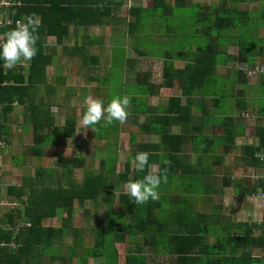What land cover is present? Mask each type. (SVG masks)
Returning <instances> with one entry per match:
<instances>
[{
  "label": "trees",
  "instance_id": "obj_1",
  "mask_svg": "<svg viewBox=\"0 0 264 264\" xmlns=\"http://www.w3.org/2000/svg\"><path fill=\"white\" fill-rule=\"evenodd\" d=\"M18 1H21L22 5L15 6L14 19L28 16L39 17L38 54L31 60L29 70L20 66L12 70L0 67V102L2 104L0 142L2 141L5 145L4 147L0 145V151L6 148V144L11 143V127L9 126L15 112V104L19 103L25 106L22 114L30 119L33 127L30 156L38 163L34 174L23 177L21 184L9 185L6 195H2L0 190V202L9 201L15 197L21 203L20 207L5 211L3 216H0V244H6L3 247L0 246V264H44L46 257H50L53 263L59 259L60 264H88L90 258H103L104 264H149L145 248L156 249L163 244H166L164 251L172 255L176 254L175 264H264V207L259 223L234 222L228 227L227 235L223 233L222 236H216L213 245H210L207 240L214 234L213 226L216 223L214 217L219 214L208 215L203 212V208L209 205L205 199L200 203L203 208L199 206L196 210L193 207L194 196L200 194L208 197L218 189L213 184L206 186L199 184L200 180L203 181L202 177L205 175L203 173L211 170V166L205 162L204 155L211 154L212 146L208 148L204 145L203 136L205 127L214 119H221L219 128L223 130L220 140L224 148L223 153L230 155L240 149L244 165L262 171L264 174V161L258 157V153L264 152V104L253 107L247 98H239L235 105L239 116L229 115L221 110L226 108L225 101L222 100L223 98L225 100L224 90L216 91V95H213L214 89L217 90L219 85L216 84L218 55L226 54L228 56L225 57L226 60L239 64L236 82L239 81V85L244 87L238 91L242 97L246 96V89L253 87L249 83L251 76L243 67L255 69L256 67L253 68L250 65L255 66L259 58L264 62V41L252 39L249 35L248 28L253 21L252 12L242 10L239 6L240 2L246 3L250 0H222L218 5L210 7L209 12L197 14L198 22L206 20L211 23L206 31L207 38L209 37L208 42L206 40L204 43H199L197 39L199 35L196 36L197 49L184 69H174L169 62L165 64L160 86L169 88L178 81L182 91L181 96L169 99V106L161 117L165 120L164 122L160 125L147 124L148 131L160 134V142L140 144L136 141L135 135H132L129 149L132 152L131 158L137 152H148L149 163L160 164L159 172L167 169L168 179L166 183L162 182L160 185L159 200H150L141 205L130 201L124 185L129 180L142 178L146 173L137 172L129 163L124 171L117 172V142H106L107 152L101 157L98 171L91 166L88 155L81 156L78 153L73 156H66L64 152L57 153L56 168L39 163L45 157L47 148L64 145L66 139L74 138L77 133V122L74 117H68L63 126L56 124L50 107L63 103H60L57 97L50 99L52 96L49 89L43 96L33 92L36 86L45 81L46 68L52 61V58L44 53V38L56 35L61 40L68 33V27L73 21L67 18V14L72 12L71 8L74 5L71 0ZM163 1L165 3V0H154V4L159 6V2ZM175 1L177 3L183 0ZM173 9V6L169 7V11ZM89 11L94 12L95 9L90 8ZM56 16L61 17L57 19ZM102 16L104 17L102 13H98L90 20H80L79 24L91 26L100 23ZM257 18L255 23L261 21L259 17ZM245 24L249 25L244 27ZM14 27L3 30V34ZM61 28L64 29L63 32H60ZM232 31H238L242 39L244 36L247 39L237 44L239 47L237 56L228 54L230 42L224 45L217 42L218 39H225V32ZM229 37L227 36L228 39ZM230 77V75L227 76L228 79ZM138 79L141 82L147 81L150 79V74H140ZM261 81L264 84V78H261ZM233 84L232 82L231 87L234 86ZM209 91L212 94L208 95ZM262 95L264 97V94ZM183 98L185 99L184 107H182ZM197 102L204 103L205 106L198 109ZM194 108L198 112L199 123L192 125L189 117L194 113V111L192 113ZM250 108L255 109L257 111L255 114L259 117L255 130L257 141L238 147L237 138L244 133L245 129L242 121L245 119L243 113ZM185 110L189 116L186 117L188 123L186 126L189 125V128H184L181 133H174L172 126L184 117L182 115ZM99 128H101L100 125ZM189 139L195 146L210 150L202 149L195 165L189 164L185 167L186 169L181 170L183 174L190 177L186 178L182 174L181 180L190 179L191 182L196 183V186H193L190 191L189 189L167 191L165 185L177 176V173H172V165L174 163L183 165L187 162L182 149ZM223 159V155L217 156L215 164H221ZM23 162L27 164V158H24ZM211 174L214 173L211 172ZM220 176L218 180L221 184L233 186L236 192L239 187L245 186L244 183L236 181L232 170H227L226 174L223 173ZM1 182L0 176V185ZM259 190H264L262 178H258L251 188H247V191L242 189L246 196H253V193L257 194ZM115 192L119 194V208L122 209L118 215L119 223H107V231L93 229V241L88 244L89 241L87 242L86 239L89 235L88 231H85L83 227L73 226L75 212L82 208L85 215L90 212L96 213L100 207H105L106 201L108 202ZM88 202L93 203L94 208H89L86 205ZM59 210L66 214L62 219V226L46 225L45 221L56 217ZM214 210L213 208L212 212ZM172 226L175 232L170 233ZM234 229H239L241 232L234 235L231 232ZM109 232H112L111 236H107ZM163 238H167V241ZM55 240H63L66 254L49 253V248L55 246ZM171 240L178 241L181 247L177 249L176 244L171 248ZM117 243L126 244L124 262H120L119 253L115 248ZM12 244H15L14 249ZM131 244L138 248L130 249ZM255 250H258V255H254Z\"/></svg>",
  "mask_w": 264,
  "mask_h": 264
},
{
  "label": "crops",
  "instance_id": "obj_2",
  "mask_svg": "<svg viewBox=\"0 0 264 264\" xmlns=\"http://www.w3.org/2000/svg\"><path fill=\"white\" fill-rule=\"evenodd\" d=\"M57 1L60 2L64 0ZM71 1H73L71 3H73L74 7L71 8L72 12L67 14V18L72 20L73 23L69 25L68 33L61 38V40H59L56 35H49L44 38V53L48 57H51L52 61L46 68L45 81L41 85L36 86L33 92L36 95L43 96L46 93V90L49 89L52 96L50 99L57 97V100H59L60 103H63L62 105L54 104L50 107V112L56 119V124L63 126L68 117H74L77 122V133L74 138L66 139L64 145L62 144L55 148H47L46 155L43 159H46L49 156V153L53 154L55 157L59 152H64L66 156H73L74 154H77V148H82L83 145H85L86 148L89 146L91 149L93 144L97 142L104 145H100L97 150L94 148L95 152L97 153L99 151L106 155V142H117L118 149L115 148L118 150L117 172L120 173L124 171V168L128 163L134 168L131 163L132 152L130 149L125 163L123 164V162L120 161L123 158V153H126L123 137H127L126 141L129 144V147L131 145L130 138L132 135H135L136 141L140 144H158L160 142V134L148 131L146 128L147 124L160 125L164 122L165 120H162L161 117L164 116L165 111L169 106V99L171 97H179L182 93L178 81H175V84L169 88L160 86L163 81L165 64L169 62L173 65L174 69H184L185 66L189 64V59L194 57V53L197 49L196 36L199 35V38L202 36V31L200 29L197 30V33L195 31L189 32V29L192 27L190 24L171 22V19L177 14L178 7L197 6L202 9L204 3H207L209 7H212L218 5L222 0H183L177 3L175 0H165L167 5L163 1L159 2V6L154 4V0ZM170 6H173V11H169ZM239 6L242 10L250 12L255 11L260 14L259 18L262 23L261 21L254 23L252 29L249 31V35L252 39L264 41V0H250L246 3L240 2ZM90 8H94L95 11L90 12ZM208 10H210V8H208ZM98 13L104 15V17L102 16L103 18L100 23L91 26L79 24L80 20H90L95 18ZM56 17L57 19H60L61 16ZM166 19L170 20V22H164ZM204 23L208 24V27L211 24L209 21L206 22V20ZM63 31L64 29L61 28L60 32ZM232 32L235 33V36L229 37L230 46L228 48V54L231 56H237L239 55V47L237 44H241L243 39L238 31ZM208 38L206 39L207 42L209 40ZM225 38L228 39L227 36H225ZM238 39L241 40L238 41ZM155 45H157V49L154 50L152 49V46ZM23 63H25V66L20 68H26V70H29L31 61ZM262 66H264V62L261 58L257 60L255 66L250 65V67L253 68ZM238 67V63H232L225 59L223 63H219L216 67L218 79L221 81L222 79H227L229 70L233 69L232 71H237ZM145 73L150 74V79L147 81L142 80L143 82L139 81V75ZM261 78H264V73L249 77L250 85L256 87L257 94H259L256 99L248 97L253 107L259 104V99L263 96L262 94H264V84L262 83ZM223 85L224 87L218 85V89H214L213 95H216V91L226 90V85L224 83ZM39 87L42 90H40ZM240 87L239 81L236 82L234 87V100L228 106L229 109L234 111V114L237 109H235V105L237 104L238 99L241 98L240 93L238 92ZM258 88L262 89L261 92L258 91ZM209 94L212 93L209 91L208 95ZM87 96H92L95 99L104 101L105 104L115 96L129 97L130 106L128 109L129 115L127 120L123 124L116 122L108 126H105L103 121H101L96 125L95 131L81 127L79 121L85 110L83 100ZM197 103H199L198 106H196L198 109H202L203 106H205L204 103ZM184 104L185 99L183 98L182 107H184ZM24 108L25 106L22 104H15V112L11 118V124L9 126L11 127V143L8 144L10 148V156L9 153H7V158H11V163H14V170L12 171L16 172L22 171V168H29L31 160L34 162V159L30 156L34 135L33 127L30 119H27L25 114H22ZM174 108L176 109V107ZM247 112L255 114L257 111L250 108ZM192 113L191 117H189L187 111H184V114L182 115L184 117L172 126L174 133L178 134L181 133L184 128H189V125L186 126V124H188L186 117L191 118L192 125L199 123L198 112L195 108L192 109ZM235 115L239 116L237 113ZM242 121L245 125V129L244 133L237 138L236 143L238 147L252 144L257 141L255 136L257 121L254 122L248 118L242 119ZM99 125L101 128H99ZM219 126H221V119H214L208 123L204 130V145H207L208 148H211L212 146V151L208 148L195 146L191 142V139L188 140L182 149V154L187 158V162H184L183 165L175 163L172 165V173H177V176L173 177V180H170L169 183L165 185L167 191L172 190L174 192L182 189H189L190 191L193 186H196V183L191 182L190 179L181 180L180 176L183 174L181 170L186 169L185 167L189 164L195 165L202 149H208L211 152V154L204 155L205 162L211 166V170L210 172L203 173L206 176L204 175L202 177L203 181L200 180L199 184L204 186L207 184H213L214 187L219 189V191L217 189L214 194L208 197L200 194L194 196L195 200L193 205V207L198 210L199 206L200 208L202 207V204L200 203L205 199L209 205L208 207H204L206 210L202 207L203 212H206L208 215H211L212 213L219 214L214 217L216 221V223H214L215 226H213L214 234L213 236L208 237L207 240L210 245L214 244L216 236H222L223 233L227 235L229 232L227 231L229 229L228 227L234 222H246L249 224L253 222L259 223L264 207V201L260 197L262 190H259L257 194L253 193V196H246L242 191V189L247 191V188H251L257 182V177L263 172L246 167L244 165L245 162L241 158L240 149L230 155H225L223 153L224 148L220 142L223 130L219 128ZM111 148L114 149L113 146H111ZM0 155H2L1 151ZM80 155L85 156L86 154L81 153ZM105 155H98L99 165L93 167L95 171L99 170L101 157ZM219 155H223L224 159L221 164L216 165L215 159ZM4 156H6V154H4ZM19 157H22L23 159L27 158V164H24ZM42 160L39 161V163H41ZM36 165L37 164H34L33 173L26 175L21 173L22 176L19 177L17 182L16 180L12 181V179L14 180V175L11 177L10 175L2 174L1 171L0 176L2 182L0 190L4 189L3 187H6L5 183H9L7 187L9 185L21 184L23 177L34 174ZM154 165L157 166L154 171L159 173L160 164ZM227 170H232L233 177L236 178V181L241 184L244 183L245 185L239 187L237 192L233 186H223L218 180L220 179L221 174H226ZM211 172L214 174L212 175ZM10 173L14 174V172ZM183 175L186 176V178H190L185 174ZM8 179H11V181H8ZM238 191L241 192V194ZM5 202H16L17 207L21 206V203L15 197H12L11 200ZM105 204V207H100L98 212H90L87 215H85L82 208L79 210L77 209V211H82V219L77 217V211L75 212V215L77 216L76 218H73V226L75 228L88 227L87 231L89 235L86 237L87 242L90 239L93 241V229L107 231L106 225L108 224H106V220L109 219L106 215V211L110 213L112 220L116 219L114 216L119 219L118 215H120V211H122V209L119 208V194L115 192L114 196L110 197ZM86 205L88 206V203ZM91 205L92 208L94 204L91 203ZM213 208L215 209L214 212H212ZM14 209L15 208L12 210ZM65 215L66 214L62 210H59L56 217L45 221L52 222L53 219H56L59 222L45 224L62 226V219ZM76 220H83V224L87 225L82 227L76 226ZM24 224L30 225L29 223ZM173 232H175L174 226L171 227L170 233ZM231 232L235 235L239 234L241 230L234 229ZM163 239L167 241V238ZM176 244L178 246L177 249H179L181 247L179 242L171 240V248ZM54 245L59 246L61 250L64 248L66 251V247L63 245V240L62 243L61 240H55ZM125 245L126 244L124 243L115 244V248L119 253L120 262H124L121 258L123 257L125 259L126 256L127 247H125V254L122 253L120 249L121 246ZM165 245L163 244L156 249L145 248L144 251L148 256L149 264L152 262V259L149 256L151 252L156 256H159V259L155 264L176 263V254L172 255L169 254V252L164 251ZM11 246H15V244H12ZM129 248L137 249L138 247L131 244L129 245ZM217 250L218 249H216V251ZM82 251L83 250L81 249V253ZM55 254L63 255L66 253L62 252ZM254 255H258V250L254 251ZM90 259L95 261L94 264H104L103 258ZM90 259L88 260V264ZM99 260L100 262L97 263ZM50 261L53 263L51 258ZM55 263L60 264V260L56 259L53 264Z\"/></svg>",
  "mask_w": 264,
  "mask_h": 264
},
{
  "label": "clouds",
  "instance_id": "obj_3",
  "mask_svg": "<svg viewBox=\"0 0 264 264\" xmlns=\"http://www.w3.org/2000/svg\"><path fill=\"white\" fill-rule=\"evenodd\" d=\"M39 26L38 17L28 16L16 21L15 27L4 34L0 39V63L4 67L12 70L20 63L31 61L38 54ZM83 104L85 110L79 124L95 131L96 125L101 121L105 126L116 122L123 124L129 115L130 98L115 96L105 104L104 101L87 96ZM149 155L148 152H137L131 158L137 172L146 173L142 178L129 180L124 185L130 201L136 205L159 200L160 185L168 179L167 169L159 173L154 171L157 166L149 163Z\"/></svg>",
  "mask_w": 264,
  "mask_h": 264
},
{
  "label": "rangeland",
  "instance_id": "obj_4",
  "mask_svg": "<svg viewBox=\"0 0 264 264\" xmlns=\"http://www.w3.org/2000/svg\"><path fill=\"white\" fill-rule=\"evenodd\" d=\"M212 3H213V1H212ZM202 7L203 8L201 9V8H198L197 6L196 7H186V6L185 7H181V6H179L178 9H177L176 16L171 19L172 20L171 22H173V23H177L178 22V24H184L185 23V24L192 25V27L189 29V32L195 31L197 33V30L200 29L202 31V36L198 39V42L199 43H204L206 41V39H207L206 31L208 30V28H207L208 27V24H206L204 22H197V19H198L197 14H199V13H201L203 11H208V8H210L207 3H204ZM205 9H207V10H205ZM251 14H252L251 16L253 17V19H252L253 21L251 22L248 30H251L252 29L253 24L256 21V18L260 16V14L256 13L255 11L252 12ZM164 22H170V20H167L166 19V21H164ZM248 25L245 24L244 27H247ZM224 35L225 36H235V33H233V32H230V33L225 32ZM239 40H241V39H238V41ZM243 40H244V42L247 41V39H246L245 36H244ZM218 42L220 44L224 45L226 43H229L230 42V39H226V38L225 39H219ZM152 49H154V50L157 49V45L152 46ZM225 57H228V56L226 54H220V55H218V58H217L218 63H223L225 61V59H226ZM232 70H229V75L231 76L229 79L228 78L227 79H222V81L220 79H216L217 80L216 81V84H219V85H221V87H224V85L222 84V82H223L226 85V90H224V93H223L224 96H225V100H224V98L222 99L223 102L225 101L224 103L226 104V108L225 109H222L221 108V110H222V112H224L226 114H229V115L234 114V111H232L231 109H229L228 106L234 100V87H235V84H236V72H237V71H232ZM232 82L234 83L233 84L234 86L231 87V83ZM243 88L244 87L241 86L240 87V90H242ZM39 89L42 90L40 87H39ZM261 90H262L261 88H258V91L259 92H261ZM246 96L245 97L240 96V97L241 98H247L248 100H249L248 97H251V99H253V98L256 99L259 96V94H257L256 87H249V89H246ZM258 103H259V105H263L264 104V97L263 96L260 97ZM126 140H127V137L126 136L123 137V141L125 143L124 144V148H125V151H126V153H123V158L120 160L121 162H123V164L125 163V161H126V159L128 157V152H129V144L127 143ZM100 145H104V144H100L99 142L94 143L91 149L89 148V146L86 148V146L83 145L82 148H77V153H80V154L81 153H84V154L88 155V158H89V161H90L91 166L92 167L98 166L99 165V159H98V157L101 156V155H105L104 153L99 152V151L97 152L98 154L95 152V149L97 150ZM9 149H10L9 146L6 144V148L5 149H2V151H1L2 152V155H0V172L2 171V174L8 175V176L10 175L11 177L14 175V180L12 179V181H15L16 180V182H17L18 179H19V177L22 176L21 173H24L23 175L33 173L34 164H37L38 162L35 161V160L33 162L31 160V165H29L30 166L29 168H27V169L22 168L21 169L22 171H20V172L12 171V170H14V168H13L14 163L13 162L11 163V158L10 157L7 158L8 157L7 156L8 155L7 153H9V156H10ZM86 150H87V152H86ZM4 154H6V156H4ZM19 158H20L21 161H23V158L22 157H19ZM41 163L44 164V165H46V166H49L50 168L51 167H57V158L55 156H53V154H50L49 153V156L46 159H43ZM122 169H123V167H122ZM154 170H156V168ZM8 171L14 172V174L13 173H10ZM8 181H11V179H8ZM8 184L9 183H5V186L6 187H3L4 189L1 190L2 191V195H6V193H7V185ZM4 201H6V200H4ZM89 206L90 207L92 206L90 202H88V207ZM216 207H218V206H216ZM11 209H13V207H11V208L4 207L3 210H1L0 215H3L5 211H9ZM77 215H75V218H76V216L79 217L80 219L83 218L82 217V211H77ZM106 215H107V217L109 219V220H106V224L109 223V222L110 223L111 222H114V223L117 222V223H119V219H117L116 216H114V218H116V219L112 220L111 219L112 217H111V215H110L109 212L106 211ZM79 218H77V219H79ZM58 222H59L58 220L53 219L52 222L49 221V222H45V223L46 224H50V223L52 224V223H58ZM84 222H85V219H84ZM84 222H83V220L82 221L81 220H76L75 225L76 226H80V227L86 226L87 224H83ZM83 228L85 229V231L88 230V227H83ZM111 235H112V232L107 233V236H111ZM88 241H89L88 244H91L92 239H90ZM61 243H62V241H61ZM59 244H60V242H59ZM125 247H126V245L125 246H121V248H120L121 251H122V253H124V254H125ZM60 251H61V249L57 245L49 248V253L50 254L60 253ZM62 252L63 253H66V251H65L64 248H62ZM149 256L152 259L151 264H155L158 261V259H159V256H156L153 252H151L149 254ZM121 260L124 261V258L122 257ZM94 262L95 261H93V259H90L89 264H94ZM99 262H100V260L97 263H99ZM44 264H53V263H51L50 258H47L46 257L44 259Z\"/></svg>",
  "mask_w": 264,
  "mask_h": 264
},
{
  "label": "built area",
  "instance_id": "obj_5",
  "mask_svg": "<svg viewBox=\"0 0 264 264\" xmlns=\"http://www.w3.org/2000/svg\"><path fill=\"white\" fill-rule=\"evenodd\" d=\"M21 5H22V2L18 1V0H0V10H1V12H0V33H2V35L0 36V39H2L4 34H5V33L3 34V30H6L10 27H14L16 24V21L20 20V19H18V20L14 19V13H15L14 8H15V6H21ZM2 66H3L2 63H0V67H2ZM17 66L18 67L19 66H25V63H20ZM4 68H6V67H4ZM243 69H246V71L248 72V75L251 77H254L256 75L264 73V66L256 67L255 69H250L247 66H245V67H243ZM1 106H2V104L0 102V107ZM243 116L245 118L251 119L254 122L257 121L259 118L257 114L249 113V112L243 113ZM0 145H1V147L5 146L4 143H2V142H0ZM258 157L262 161H264V152L258 153ZM258 178H262L264 180V174L259 175L257 177V179ZM260 197L262 200H264V190L261 191ZM6 206L9 208H11V207L16 208L17 203L16 202H5L4 200H2L0 202L1 210ZM5 245H6L5 243L0 244L1 247L5 246ZM12 248H15V246H12Z\"/></svg>",
  "mask_w": 264,
  "mask_h": 264
}]
</instances>
